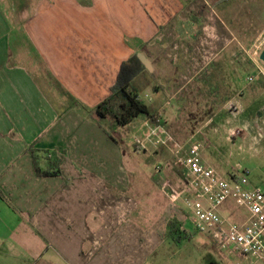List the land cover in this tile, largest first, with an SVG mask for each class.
I'll use <instances>...</instances> for the list:
<instances>
[{
	"label": "crops",
	"instance_id": "crops-1",
	"mask_svg": "<svg viewBox=\"0 0 264 264\" xmlns=\"http://www.w3.org/2000/svg\"><path fill=\"white\" fill-rule=\"evenodd\" d=\"M229 1L87 0L83 6L74 0H27L23 5L0 0V192L4 197L0 198V230H17L21 221L14 222L16 213L26 218V228L36 232L42 228L65 238L61 228L68 225L63 203L67 185L74 184L78 200L97 197L90 187L105 180L107 174L100 175L98 169L108 167L114 154L113 142L95 121L93 109L110 95L121 63L134 54L149 64H143L145 70L134 84L147 82L156 111L163 109L160 100L171 96L182 105L209 107L205 125L217 118L227 120L228 104L232 117H243L247 111L253 118V133L264 131V127L257 129L259 123L264 125V113L255 114L259 95H252V103L245 107L250 100L236 82L244 69L256 75L249 77L252 80L264 81L259 60L264 48H258L264 24L253 19L245 25L239 14L227 13ZM20 8L29 16L23 31L13 38L9 14L14 16ZM244 41L252 42L248 50ZM245 56L251 68L243 64ZM15 58L27 61V69ZM35 59L43 61L48 80L55 85L51 92L72 103L65 104L61 117L47 106L46 95L31 75ZM186 75L188 82L183 83ZM73 106L86 110L88 117L74 113ZM214 130L217 127L212 126L209 131ZM28 149L54 152L61 161V176L37 177ZM103 151L108 152L107 160L98 162L93 156ZM238 213L232 215L235 220L243 218ZM25 245L26 256L5 250L0 255L10 259L0 256V264H35L33 251Z\"/></svg>",
	"mask_w": 264,
	"mask_h": 264
},
{
	"label": "rangeland",
	"instance_id": "rangeland-1",
	"mask_svg": "<svg viewBox=\"0 0 264 264\" xmlns=\"http://www.w3.org/2000/svg\"><path fill=\"white\" fill-rule=\"evenodd\" d=\"M17 1L23 5L27 0ZM74 1L84 6L87 0ZM230 1L226 4L229 7L227 13L239 14L247 26L252 24L250 21L253 19L261 26L264 24V0ZM28 16L22 8L16 10L14 16L9 14L14 25L13 38L23 31ZM251 43L243 42L245 50ZM256 52H259L258 49ZM246 56L243 64L251 68L252 62ZM15 59L25 68L28 65L21 58ZM260 64L264 67L262 62ZM32 66L31 75L46 95L47 106L59 117L63 116L65 104L70 107L71 101L62 100V96L56 97L51 92L56 90L55 85L48 80L49 74L44 70L43 61L35 59ZM241 73H238L236 82L249 100L252 95H259V101L255 102L257 108H254L259 109L255 114L262 115L264 81L255 78L248 81L255 75L250 69ZM184 77L182 82L187 83L189 77ZM158 80L154 85L156 89ZM136 86H139L140 99L157 114L158 121L151 123L141 118L124 128H111L106 120L102 121L113 138L111 143L114 146L110 150L114 158L111 157L108 167L98 169L100 175L107 174L105 180L90 187L92 193L98 192V199L78 200L74 184L67 185L68 197L63 203L64 208H68L65 218L68 225L61 228L65 230V238L62 234L56 233L55 236L42 228L37 229L38 232L31 227L26 228V218L14 213V222L20 220L21 225L17 230H0V253L11 250L16 256L15 250H18V256L24 257L23 244H26L25 247H29L35 255V264H264V260L254 256L242 257L214 247L206 236L196 232L191 220H186L183 207L189 187L180 162L195 145H200L201 157L219 176L226 179L232 173L241 174L246 170L250 185L264 189V139H257L261 130L256 133L251 131L253 118H248L247 111L243 117H232L226 104L227 120L217 118L204 125L209 107L187 102L182 105L178 99L170 100L169 96L160 100L158 104L164 106L158 112L154 92L146 88L147 82L143 80ZM251 101L245 103V107L250 106ZM72 111L82 118L88 117L87 111L79 106H73ZM92 118L88 119L91 121ZM212 126L217 130L210 132ZM258 126L257 129L264 127L261 123ZM107 153L98 152L97 157H93L98 162H104ZM239 210L234 205L228 206V211L236 217ZM171 219L183 224L192 235L190 239L174 242L169 237L166 224ZM46 241L50 245H46ZM0 256L4 260L10 259L9 255Z\"/></svg>",
	"mask_w": 264,
	"mask_h": 264
},
{
	"label": "built area",
	"instance_id": "built-area-1",
	"mask_svg": "<svg viewBox=\"0 0 264 264\" xmlns=\"http://www.w3.org/2000/svg\"><path fill=\"white\" fill-rule=\"evenodd\" d=\"M259 47L264 48V39ZM261 75L264 77V71ZM257 139H264V131L257 133ZM180 165L189 187L183 199L186 220L193 222L196 232L216 248L264 260V189L250 185L246 170L226 179L219 176L203 161L200 145H195ZM229 204L240 209L241 220L232 217Z\"/></svg>",
	"mask_w": 264,
	"mask_h": 264
},
{
	"label": "trees",
	"instance_id": "trees-1",
	"mask_svg": "<svg viewBox=\"0 0 264 264\" xmlns=\"http://www.w3.org/2000/svg\"><path fill=\"white\" fill-rule=\"evenodd\" d=\"M144 70L145 67L136 54L123 61L119 67L116 82L110 89V95L93 109L96 122L111 140L113 138L106 131L102 121L106 120L111 128H124L141 118H146L151 123L158 121L157 114L140 99L139 90L134 84V79ZM31 157L37 177L61 176V161L54 152L32 150ZM0 198L4 199L1 192ZM166 229L174 242L188 240L192 236L178 220H169Z\"/></svg>",
	"mask_w": 264,
	"mask_h": 264
},
{
	"label": "water",
	"instance_id": "water-1",
	"mask_svg": "<svg viewBox=\"0 0 264 264\" xmlns=\"http://www.w3.org/2000/svg\"><path fill=\"white\" fill-rule=\"evenodd\" d=\"M138 58L141 60L143 64L149 66L148 62L145 60V58L142 55H138ZM259 60L264 64V49L260 53Z\"/></svg>",
	"mask_w": 264,
	"mask_h": 264
}]
</instances>
